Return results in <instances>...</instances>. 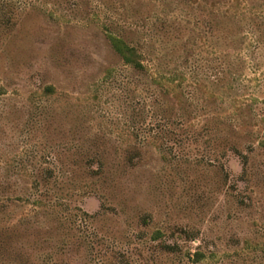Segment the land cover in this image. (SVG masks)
<instances>
[{"label": "rangeland", "instance_id": "rangeland-1", "mask_svg": "<svg viewBox=\"0 0 264 264\" xmlns=\"http://www.w3.org/2000/svg\"><path fill=\"white\" fill-rule=\"evenodd\" d=\"M263 101L264 0L18 10L0 33V264H264Z\"/></svg>", "mask_w": 264, "mask_h": 264}, {"label": "trees", "instance_id": "trees-1", "mask_svg": "<svg viewBox=\"0 0 264 264\" xmlns=\"http://www.w3.org/2000/svg\"><path fill=\"white\" fill-rule=\"evenodd\" d=\"M38 1L39 0H0V33L13 25L18 10L21 11L23 8H31L34 4L38 3ZM105 32L111 49L121 58L126 66L131 67L136 72L141 73L146 71L144 54L138 49V47H136V45L128 41L126 37L117 33L118 31L114 32L106 27ZM168 80L173 81V79ZM154 82H156V80ZM235 152L241 159L242 163V174L240 175L241 181L248 182L250 180L248 175L250 159L247 155L236 149ZM195 257L197 261H200L202 260L203 255L201 253H195Z\"/></svg>", "mask_w": 264, "mask_h": 264}]
</instances>
